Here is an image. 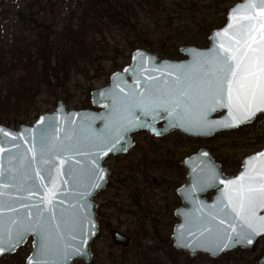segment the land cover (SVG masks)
<instances>
[{
    "label": "water",
    "instance_id": "95a60500",
    "mask_svg": "<svg viewBox=\"0 0 264 264\" xmlns=\"http://www.w3.org/2000/svg\"><path fill=\"white\" fill-rule=\"evenodd\" d=\"M180 52L187 58L136 50L109 85L91 92L94 108L69 109L61 100L33 125L0 124V259L32 239L25 264H90L99 233L95 197L111 172L106 161L130 152L134 134L205 139L264 114V0L237 2L208 47ZM181 165L174 248L214 259L253 248L264 236V149L245 157L237 175L226 174L209 148ZM112 237L130 244L120 231Z\"/></svg>",
    "mask_w": 264,
    "mask_h": 264
},
{
    "label": "rangeland",
    "instance_id": "374dc122",
    "mask_svg": "<svg viewBox=\"0 0 264 264\" xmlns=\"http://www.w3.org/2000/svg\"><path fill=\"white\" fill-rule=\"evenodd\" d=\"M78 1L79 3L81 1V3H85V0H0V38L2 37L5 41H15L16 38L24 37L25 41L28 42L36 37L37 28L39 29L42 23L61 25L68 21H76L78 20L76 16L78 17L80 14L79 9H81ZM236 1L237 0L228 1L226 4L227 11L238 2ZM213 13V11L210 12V14ZM123 16L125 18L122 17L119 23L111 25L110 28L103 29L105 30L102 36L103 40L98 37V41L100 43L102 42L103 47L97 43L95 44V48H97L99 52L95 63L86 67V70H83L82 74L72 76L70 80H67L62 85H60V83H55L52 89H48L47 91L46 87L38 88L35 86L36 82L31 79L36 76V67H38L39 70L43 68L42 62L40 60H35L32 54H30V66L25 60L14 64L13 67L10 68L12 76L7 77L9 82H12V80L14 82V92L8 99H4V96L8 97L7 94L0 93V124L16 130L20 129L22 125H33L40 115L54 112L58 102L61 100L67 104L69 109L92 108L91 92L109 85L111 75L115 73L116 70H121L124 66L130 64V59L128 60L130 54L132 57L133 52L136 50L145 49L162 58L161 55L163 50H173L170 45L173 42V36L175 34L169 33L166 28V23L163 22V19H160L158 15L152 17L145 16V14L140 15V17H142V25L147 26L144 32H135L131 28L125 27L128 26L126 22L128 14ZM160 22H163L161 24V29L155 30L152 26L153 23ZM50 28L51 27H48V29ZM52 30L53 28L51 31ZM141 41L150 42L153 44V47L144 48L140 46L131 51V42H136V44H138ZM187 45L196 46L195 44ZM187 45L180 44L179 46L182 47ZM182 59H185L183 55L181 58L172 60ZM7 72L9 71L0 67V91L6 88L5 78ZM41 82H43L42 79ZM44 84L47 83L43 82L42 86H44ZM27 88L28 90H26ZM1 97H3V100H1ZM262 116V119H258L256 121L257 124L255 123V127L253 128L245 127L244 129H239L234 132H222L213 138H191V140H188L186 138L189 137L186 135L180 132H172L165 135L166 138L163 137L161 139H152L146 134H138L135 137V141L136 145L139 146L143 145L156 148L165 146L164 148L174 149L176 153L178 152L179 155L177 154V156L181 162L185 157L194 153L193 151L197 152L198 149L203 147L209 148L217 162L222 165L223 171L230 175H236L241 170L242 162L245 157L264 148V115ZM134 156H136V152L128 157L119 156L118 159L111 157L107 160L106 165L109 166L110 169L114 166L116 168L118 167L119 171H123L124 176H130V174L127 172L124 173V171H126V167L130 164L131 158ZM137 172L138 175L135 176L137 181L142 186L146 185L148 172L145 170H139ZM177 175L182 177L178 185L181 186L186 181V171L184 168L182 172L179 171ZM113 177V175H110L106 189L95 197L99 222L102 219L105 225L108 223V226H105L103 231H101L99 226V233L92 247L94 258L90 264H122L123 260L121 257L123 256L122 254H125V249L114 242L112 232L118 230L130 235L127 233V230L137 223V215L132 212L133 209L131 205L129 206L130 201L128 200V194H132L128 193L130 189L123 188V190L117 193L115 186L111 185L109 188L110 181L115 183ZM132 189L133 192L136 188L132 187ZM148 193L150 197L149 201L160 202L159 200L162 196L160 195L161 192L156 191V193H154L151 189L148 190ZM158 194L159 196L156 197ZM214 194L215 191L211 192L208 197L211 198ZM109 199L116 202L110 205L112 208L108 207L109 202L107 200ZM116 204L118 206H116ZM119 206H124L123 209L126 212L117 215L118 212L116 210ZM160 212L161 214H165L163 210ZM101 213H103L104 218L105 215L109 214L110 216L104 219ZM161 216L164 217L166 222L168 216ZM175 223H177V220H168V226L174 227ZM149 241V239L143 240L139 243L140 247L143 248L147 246ZM140 247L138 246L135 248L134 245H131L130 250L133 251L138 249V251H140ZM263 250L264 238L261 239V242L257 244L252 252L238 249L225 254L223 257L214 259L217 260L218 263H210L209 259L211 258L208 255L199 254L198 256H203L201 260H203L205 264H257ZM18 251V256L16 254L17 252L13 254L17 256L15 259L4 260L2 257L3 260L0 264H25L27 257L32 251V239ZM130 256L132 257V255ZM74 264L84 263L82 261H76Z\"/></svg>",
    "mask_w": 264,
    "mask_h": 264
},
{
    "label": "trees",
    "instance_id": "16d2710c",
    "mask_svg": "<svg viewBox=\"0 0 264 264\" xmlns=\"http://www.w3.org/2000/svg\"><path fill=\"white\" fill-rule=\"evenodd\" d=\"M228 1L85 0L84 4L81 3L82 1L80 3L78 1L81 9H79L80 14L78 17L76 16L77 22L68 21L61 25L42 23L39 29L37 28L36 37L28 42L25 41L24 37L16 38L15 41H5L2 37L0 38V67L9 71L5 78L6 88L1 89L0 93L8 95V97L4 96V99L10 98L14 92L13 80L12 82L7 80L8 76H12L10 68L19 61L25 60L29 64L30 54L35 60L42 62L43 69L39 70L36 67V76L31 79L36 82L35 86L38 88L46 87L47 91L52 89L55 83L62 85L67 80H70L72 76L82 74L86 67L94 64L97 60L99 52L95 48V44L97 43L103 47L102 42L98 41V37L103 40L102 36L105 31L103 29L119 23V20L126 14H128V17H126L128 18L126 21L128 26L125 27H129L135 32H144L147 29L146 25H142V17L140 15L145 14V16L149 17L158 15L166 23L169 33L175 34L170 45L173 50H163L161 57L169 59L181 58L180 44H195L201 48L209 46V36L212 31L222 27L227 21L229 10L227 11L226 4ZM211 11L214 13L210 14ZM163 22L153 23L152 26L155 30L161 29ZM48 27L51 28L48 29ZM52 28L53 30L51 31ZM130 46L132 51L140 46L152 48L153 44L141 41L138 44L131 42ZM129 59L131 60V54L128 56ZM41 79L47 84L42 86L43 82H41ZM1 100H3V97H1ZM262 117L260 116L258 119L260 120ZM253 127L255 125L248 128ZM186 139L191 140V138ZM164 147L156 148L136 145L130 154L126 156H132L136 152V156L131 158L130 164L124 171L130 176H124L123 171H119L118 167H113L112 175L115 183L110 181L109 188L111 185L115 186L117 193L123 188L130 189L128 193L132 194H128L129 206L131 205L132 212L137 215V217L135 216L137 223L127 230V233L132 238L130 245L124 247L125 254H122L123 256L121 257L123 260L122 264H205L201 260L203 256L191 258L188 254L176 251L173 247L171 237L173 227L168 226V220H176L173 211L180 204L176 189L179 187L180 178H182L177 174H179V171L182 172L183 168L180 165L181 160L177 156L178 152L176 153L174 149ZM118 158L116 157L115 159ZM139 170L148 172L146 185L144 186L135 177L138 175L137 171ZM132 187L136 188L133 192ZM151 189L154 193L156 191L161 192L160 202L149 201L148 190ZM158 196L159 194L156 195V197ZM107 201L109 202V206L107 205L109 208H112L110 207L111 204L116 203L112 199ZM116 206L118 205L116 204ZM123 208L124 206H119L116 210L118 212L117 215L126 212ZM161 210L165 214H161ZM101 214L103 215V213ZM161 215L168 216L166 222ZM109 216V214L105 215L104 218L103 215V218L106 219ZM99 223L101 231H103L105 226H108V223L105 225L102 219ZM145 239L150 240L149 244L141 248L139 243ZM131 245H134L135 248L139 246L141 250L135 249L131 251ZM18 252L16 253L17 256ZM17 256L8 255L4 256L3 259H15ZM3 259L1 258L0 262ZM209 262L218 263L214 259H209Z\"/></svg>",
    "mask_w": 264,
    "mask_h": 264
},
{
    "label": "flooded vegetation",
    "instance_id": "af4514ba",
    "mask_svg": "<svg viewBox=\"0 0 264 264\" xmlns=\"http://www.w3.org/2000/svg\"><path fill=\"white\" fill-rule=\"evenodd\" d=\"M131 62V61H130ZM125 67V66H124ZM123 67V68H124ZM123 68L121 69V70H116L115 72H117V71H122L123 70ZM138 134H146V135H148V137L149 138H156V139H161V138H163V137H161V138H159V137H156V136H154V135H151V134H149L148 132H146V131H140V132H138V133H136V134H134L133 135V138H134V141H135V137L138 135ZM165 137V136H164ZM135 146H136V141H135ZM134 146V147H135ZM133 147V148H134ZM133 148H132V150H133ZM201 149V148H200ZM199 150V149H198ZM194 153H195V151H194ZM130 153H128L127 155H129ZM193 154V153H192ZM126 155V156H127ZM191 155V154H190ZM189 156V155H188ZM186 158V157H185ZM184 158V159H185ZM183 159V160H184ZM180 165H181V161H180ZM182 166V165H181ZM185 170V169H184ZM110 175H112V173H113V168L112 169H110ZM177 190V189H176ZM176 195H177V197H178V199H179V201H180V204L178 205V206H176L175 207V209H174V211H173V214H174V212H175V210L177 209V208H179L181 205H182V202H181V200H180V197L178 196V194L176 193ZM174 217H175V214H174ZM176 218V217H175ZM176 220H177V222H178V219L176 218ZM176 224V223H175ZM175 226V225H174ZM174 228V227H173ZM116 231V230H115ZM114 232V231H113ZM112 232V233H113ZM264 238V237H263ZM262 239V238H261ZM261 239L256 243V245L253 247V248H249V249H242L241 247H238L237 249H235V250H238V249H240V250H244V251H249V252H252V250L257 246V244L259 243V242H261ZM130 243H131V241H130ZM120 246H122V245H120ZM122 247H124V246H122ZM235 250H233V251H235ZM233 251H231V252H233ZM231 252H228V253H231ZM228 253H225V254H228ZM225 254H223L222 256H220V257H223ZM263 256H264V250L262 251V254H261V256H260V259H259V261L263 258ZM219 257V258H220ZM211 258V257H210ZM211 259H213V258H211ZM259 261H258V263H259ZM257 263V264H258Z\"/></svg>",
    "mask_w": 264,
    "mask_h": 264
}]
</instances>
